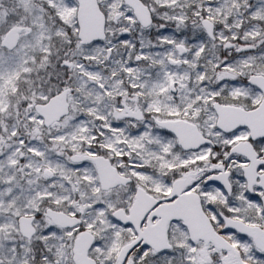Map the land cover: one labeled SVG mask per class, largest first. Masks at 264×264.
Returning a JSON list of instances; mask_svg holds the SVG:
<instances>
[{"label": "snow or ice", "instance_id": "6c2138e0", "mask_svg": "<svg viewBox=\"0 0 264 264\" xmlns=\"http://www.w3.org/2000/svg\"><path fill=\"white\" fill-rule=\"evenodd\" d=\"M0 264H264V0H0Z\"/></svg>", "mask_w": 264, "mask_h": 264}]
</instances>
